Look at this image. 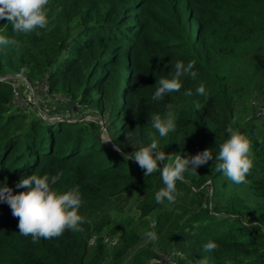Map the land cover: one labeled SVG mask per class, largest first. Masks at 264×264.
<instances>
[{"label": "trees", "instance_id": "trees-1", "mask_svg": "<svg viewBox=\"0 0 264 264\" xmlns=\"http://www.w3.org/2000/svg\"><path fill=\"white\" fill-rule=\"evenodd\" d=\"M47 7L51 30L37 29L38 36L15 33L0 20V35L20 44L19 51L0 45V77L20 75L32 86L45 81L50 95L73 108H91L100 116L107 111L109 138L123 153L148 146L154 137L167 154L191 156L207 148L213 159L197 168L198 174L189 170L177 181L182 195L175 203L159 204L155 193L164 187L159 171L144 176L133 159L81 122L33 116L34 108L13 109L14 80L0 81V182L19 192L24 189L15 184L21 176L62 172L53 188H78L84 219L80 232L65 230L33 242L19 233L9 206L0 203V264H102L109 246L103 242L105 229H111L112 240L118 235L111 248L126 253L136 228L125 218L114 225L107 209L132 193L138 194L141 217L155 213L157 233L185 258L178 264H264V133L256 134L260 125L240 127L234 112L240 92L264 75V0H49ZM177 60L192 62L197 77L182 76L179 91L153 101L159 80L172 78ZM200 84L205 95L196 93ZM188 90L191 96L185 95ZM57 104L50 99L42 105ZM169 104L176 128L161 138L151 117L163 116ZM248 109L252 118L264 120L253 115L250 104ZM229 125L251 141L253 167L247 184H234L247 195L223 199L219 191L231 181L217 171L215 156ZM209 241L218 248L205 252ZM152 258L158 257L141 254L134 264Z\"/></svg>", "mask_w": 264, "mask_h": 264}, {"label": "clouds", "instance_id": "clouds-1", "mask_svg": "<svg viewBox=\"0 0 264 264\" xmlns=\"http://www.w3.org/2000/svg\"><path fill=\"white\" fill-rule=\"evenodd\" d=\"M49 0H0V20L7 21L13 32L28 34L40 33L37 29H48L50 20L48 17ZM62 9L57 8L56 12ZM0 45L11 46L19 51L20 44L14 38L0 35ZM194 64H185L177 60L174 64V74L172 78H161L158 82L152 99L158 101L164 99L165 95L179 91L182 87L180 78L191 76L195 79L198 75L193 71ZM198 95H205V86L200 84L196 88ZM191 90L185 95L191 96ZM199 107V106H197ZM152 127L159 133L161 138L167 137L170 132L175 131L176 115L171 104L167 105V111L163 116L153 114L151 117ZM235 123V118L233 120ZM228 138L219 144V151L215 156V167L233 184H247L246 177L250 174L253 167L251 152V141L238 130H234L231 125L226 129ZM106 142H112L106 139ZM117 152H121L124 158L133 159L143 170L144 176H149L157 171L160 172L164 187L155 193V201L163 204L175 203L178 196L182 193L176 188L177 181L185 179V173L191 170L192 174H198L197 168L207 164L213 159L212 151L204 149L195 155H181L179 153L167 154L159 146L157 140L152 137V142L148 146L140 147L130 154L123 153L118 144H113ZM163 167H159V164ZM63 173L54 176L31 175L21 176L15 184L16 189L24 191L14 192L6 182H0V203H6L11 209L13 217L18 218L19 233L23 236H31L33 242L44 238L51 239L60 237L65 230L73 232L82 231L80 225L84 219L79 215V208L82 204L81 194L78 188H72L64 192H59L53 188L61 178ZM256 222H253L255 225ZM155 227V221L152 222ZM150 241L158 239L154 231L145 233ZM218 245L209 241L203 245L205 252L214 251ZM201 264H205L201 261Z\"/></svg>", "mask_w": 264, "mask_h": 264}, {"label": "rangeland", "instance_id": "rangeland-1", "mask_svg": "<svg viewBox=\"0 0 264 264\" xmlns=\"http://www.w3.org/2000/svg\"><path fill=\"white\" fill-rule=\"evenodd\" d=\"M245 62H248V59H245ZM11 69L10 67L5 68L4 71L8 72ZM263 75V74H262ZM13 75L5 76L6 79H13L11 81L15 84L18 83L17 80L13 78ZM22 77V76H19ZM16 87H23V83L19 82ZM28 94V93H27ZM29 95V94H28ZM240 96L234 103V112L237 121L239 122L240 127L252 125H260L256 134L262 135L264 133V120L254 119L248 109L250 100H264V75L256 77L250 84L249 88L243 92H240ZM39 103V102H37ZM55 103H58L51 108H47L43 105H38L39 112L32 114L33 116L43 115L44 119L51 121L52 117L62 118L64 120H69L71 123L81 122L89 131L98 134L100 139L108 147L112 148V142H106V139H110L108 131L106 130V119L108 116L107 111L104 112L103 116L97 114L96 111L91 108L80 107L79 110H73L74 106L71 104H65L56 100ZM47 115V116H46ZM32 116V117H33ZM49 116V117H48ZM121 120V119H120ZM120 123L115 126L114 129L119 127ZM228 181V180H227ZM226 181V182H227ZM223 199H227L232 194H239L240 196L245 197L247 195L246 189L234 185L232 182L227 183L224 190L219 191ZM138 194L132 193L131 196L127 199L126 196L122 197L116 201H113L110 207L107 209V217L111 223L117 224L121 219H128L132 221V225L135 226L136 230L134 231L135 242L131 247H129L126 253H120V251H114L110 245L112 243L111 229H105L103 231V242L108 240L105 244H108L107 247V256L105 261L102 264H134L136 262L135 258L141 254H146L152 252L158 258H152L153 261H147L145 264H178L180 261L184 260L183 256L177 255L170 250L164 238H162L158 233L156 226L152 227V222L155 221V213H152L148 217L142 218L140 212L138 211L139 204ZM216 202H225L221 200H216ZM147 231H154L158 237L156 241H150L145 233ZM167 231L161 233L162 236L166 235ZM113 238L118 240V235H113Z\"/></svg>", "mask_w": 264, "mask_h": 264}, {"label": "built area", "instance_id": "built-area-1", "mask_svg": "<svg viewBox=\"0 0 264 264\" xmlns=\"http://www.w3.org/2000/svg\"><path fill=\"white\" fill-rule=\"evenodd\" d=\"M20 75H16L13 78L19 82L23 83V87H16L17 84H13V101H12V108L26 111V110H34L39 112L38 105H42L45 102L50 101V99L55 102L56 100H59L60 102H67L66 99L56 96V95H50L48 90V85L45 81H41L40 83H37L35 85H31L28 83L27 79L25 77H19ZM6 78L0 77V81L5 80ZM29 95H28V94ZM39 102V103H37ZM66 104V103H65ZM250 108L253 111V115L256 118H263L264 119V100H250L249 101ZM44 118L43 115H40ZM47 116V115H46ZM51 121H65L68 123H71L69 120H64L62 118L52 117ZM108 240H105L107 242ZM115 239L112 240V243H115Z\"/></svg>", "mask_w": 264, "mask_h": 264}, {"label": "water", "instance_id": "water-1", "mask_svg": "<svg viewBox=\"0 0 264 264\" xmlns=\"http://www.w3.org/2000/svg\"><path fill=\"white\" fill-rule=\"evenodd\" d=\"M74 110L76 111L77 109L76 108H74ZM115 150V149H114Z\"/></svg>", "mask_w": 264, "mask_h": 264}]
</instances>
